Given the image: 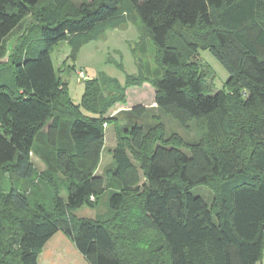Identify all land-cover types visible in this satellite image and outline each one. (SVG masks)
<instances>
[{
  "label": "trees",
  "instance_id": "16d2710c",
  "mask_svg": "<svg viewBox=\"0 0 264 264\" xmlns=\"http://www.w3.org/2000/svg\"><path fill=\"white\" fill-rule=\"evenodd\" d=\"M28 20L4 63L9 80L0 83V264H38L59 231L89 264L260 261L264 0H0V57ZM129 22L156 46L159 67L145 70L146 78L154 75L155 105L124 110L129 123L120 124L106 115L124 101V88L103 78L105 95L89 79L82 105L94 114L83 115L54 69L51 48L67 41L75 55ZM144 46L141 39L136 49ZM199 47L228 72L221 90L206 89ZM162 116L183 128L195 122L199 137H164ZM105 123L113 124L116 144L99 174ZM4 177L12 182L8 192ZM196 186L207 187L209 199L193 192ZM104 193L109 217L72 213L94 208ZM147 233L155 236L145 242Z\"/></svg>",
  "mask_w": 264,
  "mask_h": 264
},
{
  "label": "rangeland",
  "instance_id": "374dc122",
  "mask_svg": "<svg viewBox=\"0 0 264 264\" xmlns=\"http://www.w3.org/2000/svg\"><path fill=\"white\" fill-rule=\"evenodd\" d=\"M69 1L78 4L81 0ZM34 32L35 30L30 32L29 36H32ZM141 39L144 40L145 46L139 52L136 48ZM197 54L205 70L203 81L206 89L210 93L221 90L229 76L228 72L208 48L199 47ZM50 55L56 73L66 81L69 98L73 103L78 104L79 110L83 115L90 116L94 114L82 105L86 78L96 79L105 95L107 88L101 84L103 78H110L119 86L123 87L125 99L123 102L116 103V105L127 106L136 105L141 102L148 103L151 95H153L154 87L151 81L154 75L152 74L146 78L147 73L145 70L148 66L152 69L159 67L157 50L155 44L149 37L141 38L136 23L129 22L125 26L107 29L103 36L83 44L75 55H72L71 46L67 41H60L51 48ZM6 66L4 63L0 66V83L9 80V75L4 71V67ZM78 70H83L85 74L84 79L80 82L77 81L76 72ZM132 78L137 79L139 83L134 85L129 84ZM124 110L126 109L111 111L112 113L115 112L114 115L119 117L120 124L129 123L127 111ZM161 121L164 125V137H169L174 134L181 137L185 142L194 141L199 137L198 125L195 122H191L189 127L183 128L169 116H162ZM107 131L114 138L112 125H109ZM106 144L107 146L103 148L102 158H104L99 166V172L108 165L110 160L108 152L109 142L107 141ZM193 192L202 193L207 199L210 197V191L205 186H196ZM62 194L64 195V192ZM106 200L107 193H104L100 196L94 208L81 206L75 208L72 213L77 218H107L109 217V211ZM153 236H155L153 233L144 234V241L148 242ZM38 264L89 263L77 251L73 242L59 231L43 247L41 253L38 255ZM262 264H264V261H262Z\"/></svg>",
  "mask_w": 264,
  "mask_h": 264
},
{
  "label": "crops",
  "instance_id": "0c3cea01",
  "mask_svg": "<svg viewBox=\"0 0 264 264\" xmlns=\"http://www.w3.org/2000/svg\"><path fill=\"white\" fill-rule=\"evenodd\" d=\"M153 93V95H151V98L149 99V101H148V103H143V102H141V103H138V104H141V105H144V106H154L155 105V103H154V91L152 92ZM137 105V104H136ZM132 106H134V105H127V106H121L120 104L119 105H116L115 106V108H110L109 109V111H108V113H107V117H111V116H114V113H112L111 111H113V110H116V109H127V108H131ZM109 125H112L113 126V124L112 123H106V125L104 126V130H105V137H104V148L107 146V141L109 142V144H108V152H109V155H110V160H109V163H110V161H111V153H110V150L111 149H113L114 147H115V144H116V138H115V130H114V126H113V130H114V138H112L111 137V134L107 131V129H108V127H109ZM45 130H46V128H44ZM103 152V151H102ZM104 158V157H103ZM103 158H102V155H101V161H100V164H99V166L101 165V163H102V160H103ZM32 159H33V161H34V163H35V165H36V167H37V169H39V170H41V169H43V164L36 158V157H32ZM98 170H99V167H98ZM97 170V172L100 174V173H102V170L99 172ZM50 240V239H49ZM48 240V241H49ZM47 241V242H48ZM46 242V243H47ZM45 243V244H46ZM45 246V245H44ZM43 246V247H44ZM43 249V248H42ZM42 251V250H41ZM41 253V252H40ZM37 260H38V258H37ZM262 261H264V255H263V257H262V259L260 260V261H258L256 264H258V263H260V264H262Z\"/></svg>",
  "mask_w": 264,
  "mask_h": 264
},
{
  "label": "water",
  "instance_id": "95a60500",
  "mask_svg": "<svg viewBox=\"0 0 264 264\" xmlns=\"http://www.w3.org/2000/svg\"><path fill=\"white\" fill-rule=\"evenodd\" d=\"M29 20L24 24L23 28L16 34L12 35L9 40L6 43V49H5V54L0 57V64L1 63H6L9 60L10 55L12 54V51L14 49V46L18 40L19 37H21L23 35V33L25 32L28 24H29ZM85 80H89L88 78H86ZM12 188V182L10 180L9 177H4V179L1 182V189L5 192L10 191Z\"/></svg>",
  "mask_w": 264,
  "mask_h": 264
},
{
  "label": "built area",
  "instance_id": "2783aa9c",
  "mask_svg": "<svg viewBox=\"0 0 264 264\" xmlns=\"http://www.w3.org/2000/svg\"><path fill=\"white\" fill-rule=\"evenodd\" d=\"M76 74H77V81L78 82L82 81L84 79V77H85V74H84L83 70H78L76 72ZM105 125H106V123L104 124V126ZM90 199L93 200V196H91Z\"/></svg>",
  "mask_w": 264,
  "mask_h": 264
}]
</instances>
